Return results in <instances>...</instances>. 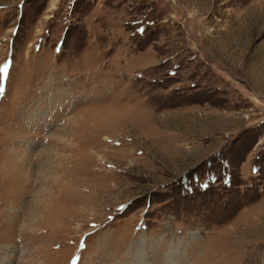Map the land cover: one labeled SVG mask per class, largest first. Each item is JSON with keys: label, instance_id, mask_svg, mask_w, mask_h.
I'll use <instances>...</instances> for the list:
<instances>
[{"label": "rangeland", "instance_id": "1", "mask_svg": "<svg viewBox=\"0 0 264 264\" xmlns=\"http://www.w3.org/2000/svg\"><path fill=\"white\" fill-rule=\"evenodd\" d=\"M73 258L264 264V0H0V264Z\"/></svg>", "mask_w": 264, "mask_h": 264}, {"label": "bare ground", "instance_id": "2", "mask_svg": "<svg viewBox=\"0 0 264 264\" xmlns=\"http://www.w3.org/2000/svg\"><path fill=\"white\" fill-rule=\"evenodd\" d=\"M68 147V146H67ZM60 150V149H59Z\"/></svg>", "mask_w": 264, "mask_h": 264}, {"label": "water", "instance_id": "3", "mask_svg": "<svg viewBox=\"0 0 264 264\" xmlns=\"http://www.w3.org/2000/svg\"><path fill=\"white\" fill-rule=\"evenodd\" d=\"M84 238V237H83Z\"/></svg>", "mask_w": 264, "mask_h": 264}]
</instances>
